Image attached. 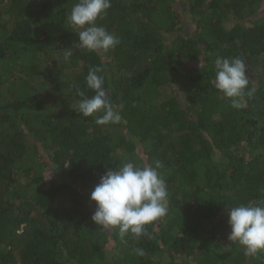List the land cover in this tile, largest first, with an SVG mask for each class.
Returning <instances> with one entry per match:
<instances>
[{"label": "trees", "instance_id": "trees-1", "mask_svg": "<svg viewBox=\"0 0 264 264\" xmlns=\"http://www.w3.org/2000/svg\"><path fill=\"white\" fill-rule=\"evenodd\" d=\"M76 2L0 0V264H264L227 222L264 199V0H111L96 23L119 44L95 52L68 19ZM218 56L246 64L241 109L215 87ZM93 67L119 123L78 110ZM128 161L161 163L168 214L122 238L89 197Z\"/></svg>", "mask_w": 264, "mask_h": 264}, {"label": "clouds", "instance_id": "clouds-1", "mask_svg": "<svg viewBox=\"0 0 264 264\" xmlns=\"http://www.w3.org/2000/svg\"><path fill=\"white\" fill-rule=\"evenodd\" d=\"M111 0H77L71 8L68 19L81 29L78 32L79 47L88 51L114 49L119 39L103 25H97L98 19L107 15ZM71 51L64 53V58ZM215 87L230 98L231 106L241 109L246 106L245 96L251 98L253 89H248L249 78L246 64L239 57L215 59ZM102 70L93 67L85 77L87 86L94 95L81 99L78 110L84 116H97L99 125L116 124L122 119L118 107L111 100L104 87ZM246 89L247 92L245 91ZM162 165L138 166L132 161L119 168H108L90 193L95 202L91 219L102 227H118L121 237L132 234L136 237L146 235V225L168 214V190L163 176L158 172ZM230 233L228 240L239 243L246 256L255 257L264 252V199L256 204L240 203L228 208ZM143 255L142 249H135Z\"/></svg>", "mask_w": 264, "mask_h": 264}, {"label": "rangeland", "instance_id": "rangeland-1", "mask_svg": "<svg viewBox=\"0 0 264 264\" xmlns=\"http://www.w3.org/2000/svg\"><path fill=\"white\" fill-rule=\"evenodd\" d=\"M55 167V165H50L48 167H46L45 170V174H46V179H49V177L57 174V172H55V170L53 169Z\"/></svg>", "mask_w": 264, "mask_h": 264}]
</instances>
